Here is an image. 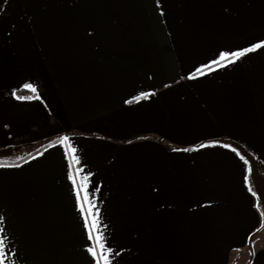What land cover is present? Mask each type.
I'll return each mask as SVG.
<instances>
[{"label":"crops","instance_id":"0c3cea01","mask_svg":"<svg viewBox=\"0 0 264 264\" xmlns=\"http://www.w3.org/2000/svg\"><path fill=\"white\" fill-rule=\"evenodd\" d=\"M257 44L264 0H0V261L202 264L186 223L153 214L159 193L193 190L206 156L236 159L222 140L264 175V46L231 55ZM239 168L221 187L246 194L252 217L233 222L231 257L261 217ZM250 261L264 264V243Z\"/></svg>","mask_w":264,"mask_h":264},{"label":"rangeland","instance_id":"374dc122","mask_svg":"<svg viewBox=\"0 0 264 264\" xmlns=\"http://www.w3.org/2000/svg\"><path fill=\"white\" fill-rule=\"evenodd\" d=\"M254 149L261 151L257 145ZM10 157L14 159L18 156L12 154ZM235 158L228 155H220L215 159L212 156H206L202 167L197 171L198 176L191 177L188 182L191 185V181L197 180L193 183V190L198 185H203L199 192L191 190L187 193L158 194V206L153 216L161 223H167L169 228H172V221L186 223L180 235L193 239L187 242L189 245L190 243H196V246L202 244L205 249L202 264H231L234 260H238V264H245L249 260L250 251H254L264 243V208L256 200V209L259 212L261 210V217L258 220L260 226L258 230L254 229L252 241L246 244L244 242L243 248L238 249L236 256L231 257L235 254V248L232 247L228 236L233 222L241 218L252 217V214L249 213L250 216L247 214L250 208L246 194H243L241 190L234 193L224 186L221 187L227 184L238 185V176L242 173L239 165L247 174V165L241 159V155L236 154ZM135 195L138 200L142 201H145L148 196L146 193ZM246 227L251 228L249 224L244 223L237 229L245 233ZM239 243L241 242H238V245ZM114 253H116L114 256V263H116L117 251Z\"/></svg>","mask_w":264,"mask_h":264},{"label":"snow or ice","instance_id":"6c2138e0","mask_svg":"<svg viewBox=\"0 0 264 264\" xmlns=\"http://www.w3.org/2000/svg\"><path fill=\"white\" fill-rule=\"evenodd\" d=\"M262 46H264V45L257 44V45H255V46H253L252 48H248V49H245V50L240 51V52H233V53H231V55H232L233 57H236V59H239V58H241L242 56H244L246 53L252 52V51H254L255 49L260 48V47H262ZM228 55H229V54H227V53H221V54H220V59L223 60V59H225ZM234 62H235V61H229V63H234ZM213 63H218V61H214ZM221 66H223V65H221ZM206 67H210V66H206ZM197 71H200V69H197ZM24 87L27 88V89H30L33 93H36V92H37V88H36L35 86L31 85V84H26ZM13 95L16 96L17 99H21V100H23V99H32V98H33V97L17 96V94H16L15 92L13 93ZM35 98H36V99H39L40 97L37 95ZM135 99L139 100L140 98H139V97H136ZM68 139H69L68 137H66V136H62V137L59 138V143H60V144H63V143H64L65 141H67ZM224 147H226V148H231L230 145H224ZM71 150H72L74 153L76 152V149H75L74 147H73ZM231 150L234 151V152H237V155H240V153L237 151V149H235V148H231ZM174 151H178V149H174ZM184 151H187V149H185ZM66 155H67V153H66ZM74 158H75V159L77 160V162H78L79 158H78V157H74ZM33 159H35V157H33ZM241 159H245V158L241 155ZM15 166L18 167L19 165H15ZM0 167H4V165L0 164ZM246 179H247V178H246ZM78 204H79V197H78ZM89 214H91V209H89ZM2 221H3V217H0V222H2ZM96 223H97V222H96V220H95V218H94V219H93V222H92V224H91V229H92V230H95V229H96ZM85 227H86V229L89 228V224H88V221H87V220L85 221ZM0 231H2V229H0ZM88 238H89L90 241L93 239V236H92L91 232H89V236H88ZM95 239H96V245H94L93 247H89V248H88L89 253L92 254V255H95V247H100L101 249H103V248L105 247V245H104L103 243L100 242V241L103 239L102 236H96ZM0 245H3V241H0ZM108 251H112V250H111V249H108ZM0 254H3V248H2V247H0ZM254 254H255V253H252V255H254ZM104 259L107 260V257H104ZM0 264H3V262L0 261ZM249 264H251V261L249 262Z\"/></svg>","mask_w":264,"mask_h":264},{"label":"water","instance_id":"95a60500","mask_svg":"<svg viewBox=\"0 0 264 264\" xmlns=\"http://www.w3.org/2000/svg\"><path fill=\"white\" fill-rule=\"evenodd\" d=\"M224 144L231 145L233 148L237 149V151L245 158V161L248 164V173L249 179L252 184L255 196L259 203L264 207V177L258 168V162L256 159L247 152L240 144L231 141V140H222Z\"/></svg>","mask_w":264,"mask_h":264},{"label":"trees","instance_id":"16d2710c","mask_svg":"<svg viewBox=\"0 0 264 264\" xmlns=\"http://www.w3.org/2000/svg\"><path fill=\"white\" fill-rule=\"evenodd\" d=\"M15 93L17 94V96L34 97V94H33L32 92H30V91H27V90H17ZM57 139H59V137L49 140L48 142H46L45 144H43V146H41V147H45L47 144H50V143L56 141ZM243 160H244V162H245L246 165H247V174H246V178H247V179H246V183H247V185H248L250 191L253 193L254 197L256 198L255 193H254V190H253V187H252V184H251L250 179H249L248 164H247V162L245 161V159H243ZM1 163H6V161H4V160H0V164H1ZM262 177H264V175H262ZM256 200H257V198H256ZM257 201H258V200H257ZM258 202H259V201H258ZM262 207H263V206H262ZM263 208H264V207H263Z\"/></svg>","mask_w":264,"mask_h":264},{"label":"clouds","instance_id":"9594fccd","mask_svg":"<svg viewBox=\"0 0 264 264\" xmlns=\"http://www.w3.org/2000/svg\"><path fill=\"white\" fill-rule=\"evenodd\" d=\"M258 168H259V166H258Z\"/></svg>","mask_w":264,"mask_h":264}]
</instances>
